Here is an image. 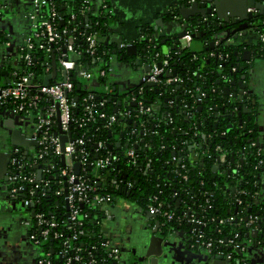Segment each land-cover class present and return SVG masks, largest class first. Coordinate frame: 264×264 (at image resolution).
<instances>
[{
    "label": "built area",
    "instance_id": "2783aa9c",
    "mask_svg": "<svg viewBox=\"0 0 264 264\" xmlns=\"http://www.w3.org/2000/svg\"><path fill=\"white\" fill-rule=\"evenodd\" d=\"M107 1L104 0L102 9H109ZM257 3L261 4L264 9V0H257ZM84 4L89 6L91 1L85 0ZM46 7L50 9V14L47 18H42ZM87 9L89 8L81 9L80 15H85ZM259 13H261L260 9L253 6L247 9L246 14L255 15ZM28 19L32 23V31L30 36L27 37L23 49L15 57L17 64L11 72L10 78L0 84V107L7 109L21 124H32L33 132L31 136L28 134V139L37 142V147H34L31 151L29 150L28 154L24 151L21 156L12 153L8 174V187L11 196L15 200H20L27 207L28 220L25 222L26 227L30 229L32 234L30 239L38 248V257L35 263L55 264L59 259H62V263L65 264H98L97 259L92 255V251L98 249L97 246H92L89 252H85L84 249L75 244L80 236L86 235L84 232H76L78 226H83V222L80 221L81 205H85L90 210L104 215V219L99 222L103 239L100 248L105 253L106 263L117 264L120 261V249L103 231L106 221L110 218L111 214L109 212L116 198L103 193L102 187L110 178L111 186L116 189L122 188L129 194L134 192L129 176L120 169L119 165L121 158L124 157L126 163L132 166L133 169L135 168L136 171L146 172L149 169L147 165L142 164L141 155L147 148V145H144L143 142L151 133L146 128L145 121L139 120V117H147V120L155 123V134H158L160 124L163 121L173 124V119L169 114L166 119H164L165 111L163 115L161 114L163 112L161 101L156 100L150 105H145L140 97L143 96L145 86L152 87L163 83L168 87L178 89L180 88V80L173 75L172 71H168L166 80H161L169 63L167 61L162 62V64L158 63L159 54H156L154 61L149 64L145 61L149 71L141 75L140 82L133 89L137 92L125 100V104L132 105L135 108L136 114L134 116L129 112H119L112 115H107L105 112L98 114V118L104 121L103 127L107 130L112 129L118 121L126 118L130 125H125L130 129L126 132L125 141L123 138L118 140L115 143L116 147L113 148V146H109L101 140L94 150L89 151L84 139L91 131L88 128L89 124H95L96 121L94 106L84 104L82 117L78 121L74 119L73 113L79 104L70 96L74 89L72 81L78 80L87 85L92 79L99 78L105 83L112 71L107 66L108 61L111 59V52L107 50L100 54L99 43H101V39L96 33L86 37L83 41V47L75 46L76 39L68 36L67 30V26L71 24V21H68L67 26L63 29H58L57 22L61 20V17L55 11L50 0H34ZM72 20H74V16ZM205 22H207V19ZM5 37L6 40L0 42V70L5 65L1 54L2 49L12 48V43L7 36ZM226 37L227 33L225 31L215 35L213 45H219L221 40L224 39L227 45H240L239 43L242 40L244 41L242 45H255L258 41L264 42V35L250 31L239 32L235 40ZM253 38L254 42H248L247 39L252 40ZM192 39L193 34L187 28L177 47L180 50L189 48ZM126 46L121 45L120 48ZM211 56H214V54ZM53 57L56 62L57 78L48 85H44V79L50 76L53 70V67H51ZM218 57L220 61L225 58L221 55H218ZM34 63L41 66L39 74L36 72ZM29 68L35 71H29ZM222 69L223 66L219 64L218 76L220 82L231 83L234 79L223 75L221 73ZM236 71V68L231 70L232 73ZM63 73L66 74V79L63 78ZM104 92L110 93L109 91ZM174 94H176L174 99L169 100L166 106L172 109L179 107L180 104L183 109V118L188 122L194 121L196 119V107L194 104H188L185 98L189 96L191 99H197L196 101L200 102L205 98V94L199 88L185 89L180 94ZM242 96L243 93L240 97ZM89 98L93 99V95H90ZM99 106L100 108L104 107L105 102H102ZM72 124H76L79 129H84L82 136L77 140H72L70 134ZM122 133L125 135L124 132ZM61 136L67 137L64 150L61 146ZM206 139H208V136H206ZM205 144L199 142L198 145L204 146ZM252 145L254 146V144ZM191 148L193 149L191 155L193 161L202 163L207 158L208 154L197 151L196 144L192 145ZM213 151L217 155L214 169L224 168L230 171L231 167L228 164L230 153L219 145L215 146ZM92 156H94L93 160L91 159ZM256 156L260 157L259 151L256 152ZM235 159L232 169L238 170L241 168V163L244 164L246 158L244 155H239ZM173 161H176V158H173ZM75 163L80 165L78 173L74 170L73 164ZM263 165L264 160L260 157L254 169L257 171ZM183 168L184 166H182ZM38 174L40 175L39 178ZM232 189L235 190L236 187ZM252 197L256 199L258 205L264 204V200H260L258 192L253 193ZM42 200L56 202V213L54 214L59 213L60 206L58 205L60 203L65 205L68 210L65 213V219L58 221L49 209L47 211L49 210L50 214L47 215L41 203ZM204 202L205 209L212 208L208 199H204ZM237 203L240 205L241 201L237 200ZM136 205L138 204L136 203ZM161 208L158 198L152 197L151 203L147 206V211L156 219L162 216L168 222L173 221L175 215L171 212H163ZM33 209L35 210L34 216L30 214ZM235 220L232 217L228 222H234ZM158 221L160 222V220ZM178 221L179 223H187L186 226L194 237L195 244L206 250L211 257H223L236 261L237 259L241 260L238 256L240 253L247 251L244 244L237 242V239H239L238 234H234L226 240L208 238L205 235L208 223L194 211L184 212L182 217L178 218ZM262 221L264 219L259 216L249 219L247 224L249 239L245 242L247 245L264 244V242L252 238L254 234L261 235ZM259 222L260 226H257ZM223 223V221H220V225ZM160 225L166 232L173 230V228L166 226V223L160 222ZM262 227L264 228V224ZM66 231H73V234L68 236ZM52 241L60 244V250L57 251L58 248L49 247V252H45L44 247ZM55 259L56 262L54 263Z\"/></svg>",
    "mask_w": 264,
    "mask_h": 264
},
{
    "label": "trees",
    "instance_id": "16d2710c",
    "mask_svg": "<svg viewBox=\"0 0 264 264\" xmlns=\"http://www.w3.org/2000/svg\"><path fill=\"white\" fill-rule=\"evenodd\" d=\"M50 1L61 17V20L57 22L58 29H63L67 26L68 21H71L67 30L68 36L76 39L75 46L83 47V41L88 35L96 33L100 37L104 36L108 27L116 21L109 9H98L92 1L89 6L84 4L85 0ZM86 7L89 8L86 14L80 15V10ZM201 10L204 13L200 12V14L188 19L189 22H185L195 37L192 39V43L197 41L201 45L200 50H192L191 46L180 50L176 46L170 54L164 53L160 41H151L149 36L152 35V32L150 31L147 32L148 41L138 43L139 52L148 64L154 61L156 54H159L158 63L162 64L164 61L169 63L161 78L162 81L168 78V71H172L173 75L180 80V88L178 89L168 87L163 83L158 86H145L143 96L140 97L145 105H150L156 100L161 101L163 104L161 114L163 115L165 111L164 119L169 114L173 119V124L163 121L160 124L158 134H155V123L147 120V117H139V120L145 121V126L151 133L143 142L147 148L141 155L142 164L147 165L149 169L146 172L136 171L121 156L119 167L129 176L134 192L129 194L122 188L116 189L111 186L110 178L102 187V191L114 196L116 198L114 202L119 198H127L135 201L142 208L151 203L152 197H157L161 203L162 211L171 212L175 215L174 220L170 222L162 216H159L158 220L173 229L177 227L187 228V223H179L178 218L182 217L184 212L194 211L208 223L205 229V235L208 238L226 240L234 234H238L237 242L244 244L247 248L248 245L245 242L249 239V227L247 226L249 219L254 216L264 219V204L258 205L256 199L252 197V194L257 192L259 188L262 175H260V170L254 169L260 157L256 156L257 149L252 147V143L258 137V133L254 130V126L248 120L247 115L241 113L245 104L241 102L243 101L240 97L241 87L233 86L231 83H219L218 65L223 66L221 71L223 75L240 81L241 77L247 76L250 66L248 63L250 60H245L242 52L250 50L253 60H264V42L258 41L255 45H227L224 39L217 46L212 43L214 36L224 31L227 33L226 38L232 40H235L241 31L264 35V12L251 15L243 23H236L230 18H221L216 13L207 14L204 7ZM49 14L50 9L46 7L42 18H47ZM73 16L74 20H72ZM206 19L207 22H205ZM5 40L6 37L0 33V42ZM99 44L100 54L107 51L104 42L101 41ZM212 54L214 56H211ZM218 55L225 57L224 60L220 61ZM34 65L37 74H39L41 66L37 63ZM232 68H236L237 71L232 73ZM2 69L0 70V84L3 82ZM33 70L29 68V71ZM72 82L74 89L70 96L79 104L74 110V119L78 121L82 117L84 104L94 106L96 121L95 124H89L88 128L91 131L84 139L89 151L94 150L101 140L113 148L116 147L115 143L118 140L123 138L125 141L126 132L130 129L125 124L130 125L129 121H126V118L121 119L112 129L107 130L103 127L104 121L98 118V114L105 112L107 115H112L119 112H129L134 116L136 114L135 108L125 104V100L137 91L132 90L127 95H119L116 91L107 94L103 91H91L84 82L78 80ZM225 87L230 89L229 94L224 92ZM196 88L205 94L202 101L198 102L197 99H191L189 96L185 98L188 104H194L196 107V119L194 121L188 122L183 118V109L180 104L179 107L172 109L166 106L169 100L174 99V95H176L174 93L180 94L185 89ZM90 95H93V99L89 98ZM120 101L121 104L119 105ZM102 102H105V106L100 108L99 105ZM246 104L253 107L251 101L246 102ZM238 113L241 116H238ZM242 127H245L246 130H243ZM83 131L84 129H79L76 124H72L70 126L72 140L79 139ZM122 132L125 135L122 136ZM199 142L206 144L200 146L198 145ZM195 144L197 151L208 154L202 163L193 161L191 157L193 154L191 146ZM217 145L230 153L228 164L231 169L235 163V158L244 155L246 159L244 164L241 163V168L238 170L230 169V171L224 168L214 169L217 155L213 149ZM173 158H176V161H173ZM91 159L93 160L94 156ZM182 166H184L183 169ZM117 179L119 180V178ZM233 187L236 189L233 190ZM204 199L210 201L211 209L204 208ZM178 200H180L179 205L177 204ZM237 200L241 201L240 205H238ZM41 203L47 215L50 214L48 212L50 210L58 221L65 219V213L68 212L65 205L60 203L58 205L60 206L59 213L54 214L57 205L55 201L42 200ZM47 209L49 210L47 211ZM81 211L80 221L83 222V226H78L76 232H84L86 235L80 236L75 244L84 249L85 252H89L92 246H97L98 249L92 251V255L97 259L98 264H108L105 262V253L100 248L103 239L99 222L104 219V215L90 210L85 205H81ZM232 217L236 220L228 222ZM220 221L224 223L220 225ZM263 224L264 221L261 223L262 233L256 238L261 242H264ZM257 226H260V222L257 223ZM66 234L70 236L73 231H66ZM49 247L58 248L57 251L60 250V244L55 241L49 242L44 247V251L49 252ZM62 261L59 259L57 263L65 264ZM53 262L55 263L56 259Z\"/></svg>",
    "mask_w": 264,
    "mask_h": 264
},
{
    "label": "crops",
    "instance_id": "0c3cea01",
    "mask_svg": "<svg viewBox=\"0 0 264 264\" xmlns=\"http://www.w3.org/2000/svg\"><path fill=\"white\" fill-rule=\"evenodd\" d=\"M33 1L0 0V33L7 36L12 43L11 49L3 48L1 51L5 61L2 69L3 81L10 78L17 64L15 57L23 49L27 37L31 34L32 23L28 18L33 8ZM90 1L98 9L104 4V0ZM107 2H109V11L116 21L108 27L100 39L111 52V59L107 66L112 71L105 83L102 79L94 78L87 83V86L91 91L96 92H112L113 88H116L117 94L127 95L136 88L141 75L149 71L141 53L129 56L127 48L130 43L137 46L141 43L140 25L150 24L149 31L154 33L153 27L162 18L159 13L162 7L176 6L180 13L182 9L191 10V5L199 2L204 7H212L219 17L237 20L245 16L251 0H113L112 3L108 0ZM185 4L188 8L183 6ZM178 5L182 7H177ZM189 10L185 11L186 16L190 15ZM115 11L116 15L113 14ZM165 21L170 22L168 17ZM158 32L163 33L164 30L158 27ZM180 32L172 30L170 35H166L167 38L157 39L160 41L162 52L170 54L175 49L173 36ZM163 39H167L165 43H162ZM247 40L254 42V38ZM121 45L127 46L121 49ZM113 50L117 51L116 54ZM119 50H122V54H119ZM122 55L123 60L120 61L119 57ZM248 63H250L248 75L264 81V60L255 59ZM256 84L259 85L257 82ZM9 119H14L16 125L20 124L11 113L9 116L0 113V127L4 126ZM24 124L21 127H29V124ZM259 129V135L264 142L263 118L259 122ZM0 132L3 135L6 134V131L0 130ZM28 133L31 136L32 132ZM4 147L1 143L0 153L4 152ZM7 169L6 157L0 156V186L2 187L5 185L2 178L6 175ZM141 208L139 205H133L126 198H119L109 212L111 215L103 231L121 251V258L117 264H139V258L144 256L154 258L156 264H229L223 260L214 261L206 250L196 247L194 237L188 228L177 227L164 235L161 225L158 228L156 226L160 223L158 219ZM26 212L20 200H15L0 187V264H36L37 251L34 242L30 239L32 236L30 229L26 227L25 222L28 220ZM258 246L247 251L246 259H243L241 264H264V246Z\"/></svg>",
    "mask_w": 264,
    "mask_h": 264
},
{
    "label": "water",
    "instance_id": "95a60500",
    "mask_svg": "<svg viewBox=\"0 0 264 264\" xmlns=\"http://www.w3.org/2000/svg\"><path fill=\"white\" fill-rule=\"evenodd\" d=\"M111 3L113 0H110ZM199 1H205V0H199ZM211 1V0H210ZM255 1L256 0H251L250 2V7H252L254 4H255ZM182 7V5H178L177 7ZM185 8H188V5L185 4L183 5ZM255 6L260 9V12L263 13L264 12V9H263V6L259 3H256ZM203 5L199 4V2H194L192 5H191V10L189 9H182V12L179 13V11L176 9V6H170V7H162L159 11L160 15L162 16L161 20H159V23H157V25H155L153 27V30H154V33L152 35H150L149 37L151 38V41H158L157 39L159 38H167L166 35H170L172 33V30L175 32L177 31H181L180 33L176 34L175 36H173V40H174V44L176 46L179 45V41L180 39H182L185 35V31L186 29L188 28V25L187 23H185L186 21L189 22L188 19L194 17V15L196 14H200V12L204 13L201 8L203 9ZM205 8V12L207 14H211V13H215V11L213 10L212 7H204ZM189 10L190 12V15L189 16H186L185 14V11ZM115 13V14H114ZM114 15L117 14V12H113ZM169 18L170 22L169 21H165L166 18ZM251 15L250 14H245L244 17L240 18L238 20H235L236 23H243L245 20H247L248 18H250ZM221 18H224V17H221ZM165 19V20H164ZM228 19V18H227ZM164 20V21H163ZM140 31L142 30V37H144L143 39H141V43L142 42H147V32L150 30L151 26L150 24H143V25H140ZM158 27L162 28L164 30L163 33H159L158 32ZM193 38L194 35H193ZM122 40V38H121ZM167 39H163L162 43H165ZM213 44V43H212ZM213 46V45H212ZM117 51L113 50V53L116 54ZM137 53H139V49H138V46L135 45V44H131L130 43V46L127 48V54L129 56L131 55H137ZM164 53H166L164 51ZM119 54H122V50H119ZM250 56V52L248 50L244 51L243 53V57L245 60H250L249 58ZM119 60L122 61L123 60V55L119 57ZM136 63H138V61H136ZM56 62H55V58L53 57V60H52V66L53 67V70H52V73L50 76H47L45 79H44V85H48L51 81H55L56 78H57V70H56ZM147 70H149V67H147ZM66 74L63 73V78L66 79ZM245 76L244 77H241V80L240 81H237L236 79H234L232 82H231V85L233 86H239L241 87V90H240V93H243V90L246 87L244 81H245ZM219 83H221L219 81ZM113 91L115 92L116 91V88H113ZM224 92L226 94H229L230 93V89L225 87L224 89ZM121 104V101L119 102V105ZM0 111H3V108L0 107ZM21 123L19 125H16V121L14 119H9L5 122V125L4 127L5 128H8L10 129L12 132L10 133V135H13V138L14 137H17L18 138V141L16 139H13L12 140V143L7 146V149L4 150L3 153H0V156L1 157H6L7 159V166H8V169H7V173L6 175L2 178L3 179V182H4V186H0L1 188H3V190L7 191L9 196H11V192L9 191V187H8V180H9V162H10V158H11V153L10 152V149H16V148H20L22 149L26 154H28V151L34 149V147H37V142L36 141H30L28 139V135L26 133V131L24 130L25 128L24 127H21ZM27 128V127H26ZM230 129H232V127H230ZM123 136V134H122ZM60 141H61V146H62V149L64 150V147H65V144L67 142V137L65 136H61L60 137ZM11 142V140H10ZM119 147V146H118ZM31 156V155H30ZM30 160V158H29ZM63 164H64V160H63ZM74 165V170L76 173L79 172V169H80V165L75 163L73 164ZM40 177V175L38 174V178ZM2 182V183H3ZM22 205H23V209H25V211H27V207H25V205L20 202ZM180 203V200H178L177 204L179 205ZM35 210L33 209L31 211V215L34 216L35 214ZM157 228L160 227V223H157L156 224ZM188 226H190L188 224ZM167 232H163V234L165 235ZM258 236L256 234L252 235V238H257ZM196 247H199L198 245H196ZM249 248H258L259 246L258 245H248ZM249 248H247V251H249ZM264 248V247H263ZM240 253L238 256L240 258H242V260H239L237 259L236 261H233L232 260H228V259H225L223 257H216L214 256L213 257V260L214 261H218V260H223L229 264H241V261H243V259H246V253ZM156 256L158 254H155ZM155 259L150 257V256H144L143 258H139V261L140 263L139 264H156V261H154Z\"/></svg>",
    "mask_w": 264,
    "mask_h": 264
},
{
    "label": "flooded vegetation",
    "instance_id": "af4514ba",
    "mask_svg": "<svg viewBox=\"0 0 264 264\" xmlns=\"http://www.w3.org/2000/svg\"><path fill=\"white\" fill-rule=\"evenodd\" d=\"M239 44L242 45L241 42ZM244 51H246V50H244ZM244 51L242 52V54L244 53ZM248 51L250 52V56H249L250 60H253L254 58L252 55V51H250V50H248ZM245 78L246 79H245L244 83H245L247 88H245L243 90V96L241 97V99H243V101H241V102L245 103L243 105V108L241 109L242 110L241 113L247 115L248 120H250L254 126V130H256L258 133V137L252 143V144H254V146L252 145V147H256V149H257L256 152L259 151L260 157L264 160V142L259 135V133H260L259 122H261V118H263V120H264V81L259 80L257 78H254L253 76H250L248 74H247V76H245ZM256 82L259 83V85L256 84ZM249 101H251V105L253 107H249L246 104V102H249ZM238 116H241V114L238 113ZM241 123L243 124L242 121H241ZM242 129L246 130L245 127H242ZM0 130L6 131V134H4V135L0 132V144L3 143V146H5V147L9 146L12 143L13 139H16L18 141L17 137L13 138V135H10V133L12 132L10 129L5 128L4 126H1ZM24 130L26 131V133L28 135L29 134L28 128H25ZM10 140H11V142H10ZM10 152H12L13 154L14 153L17 154L18 156H21L23 153V150L20 148L15 150L13 148V149H10ZM12 153H11V157H12ZM259 170H260V175L261 174L262 175H261V182L259 184V188H258L257 192L259 193L260 200H264V165ZM141 209H145V211H146L147 206L145 208L143 207ZM163 230L164 229H162V231ZM165 231L166 230H164V232ZM35 248L37 251V256H36V258H37L38 257V248L36 246H35ZM247 248H249V247H247ZM249 250H250V248H249ZM120 254H121V251H120ZM120 258H121V255H120Z\"/></svg>",
    "mask_w": 264,
    "mask_h": 264
},
{
    "label": "rangeland",
    "instance_id": "374dc122",
    "mask_svg": "<svg viewBox=\"0 0 264 264\" xmlns=\"http://www.w3.org/2000/svg\"><path fill=\"white\" fill-rule=\"evenodd\" d=\"M244 41L242 40L241 41V43H243ZM182 43V45H183V41L181 42ZM192 48V50H200V48H201V45L197 42V41H194L193 43H192V45H190ZM7 111V112H6ZM0 113L2 114L3 113V115H10V113L8 112V110L7 109H4L2 112L0 111ZM33 125L32 124H30L29 125V127H28V132H33V127H32ZM35 130V129H34ZM4 149H7V147H4ZM121 199V198H120ZM127 199V198H126ZM127 201H129V202H131L133 205L135 204L136 205V202L135 201H133V200H129V199H127Z\"/></svg>",
    "mask_w": 264,
    "mask_h": 264
}]
</instances>
